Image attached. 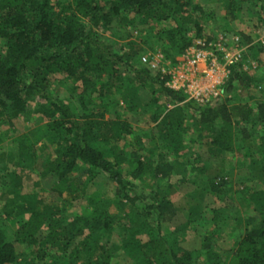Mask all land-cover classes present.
I'll return each mask as SVG.
<instances>
[{
    "label": "trees",
    "instance_id": "obj_1",
    "mask_svg": "<svg viewBox=\"0 0 264 264\" xmlns=\"http://www.w3.org/2000/svg\"><path fill=\"white\" fill-rule=\"evenodd\" d=\"M218 1L226 20L246 5L247 11L261 14L264 23V0ZM207 13L194 0H0V124L29 118L31 113L45 121L52 149L37 172L49 177L60 199L63 192L70 196L48 212L36 209L34 193L20 196L16 189L20 208L28 212L15 216L12 225L0 215V264H113L116 249L108 238L116 217L109 208L128 204L135 210L136 202H143V218L135 232L122 231L120 258L127 264H197L201 249L180 245L184 237L179 234L190 221L163 229L179 211L169 198L159 195L158 181L168 178L176 166L197 163L201 155L188 154L187 161L178 162L167 159L163 149L170 145L177 153L187 148L179 147L180 138L190 129L194 143L207 144L209 155L215 150L233 151L236 143L253 139L257 148L253 159L264 169V98L237 109L233 119L227 105L231 97L223 103L199 104L182 89L170 87L169 74L150 68L141 57L147 47L152 50L154 41L163 54L158 64L175 66L198 38L214 41L215 37L204 35ZM252 47L264 52V40L245 50ZM233 67L220 91L231 90L236 80L245 87L251 84L248 71ZM64 88L71 89L81 112H75L72 96L60 98ZM119 104L132 115L139 109L153 111L150 121L157 132L150 138L162 137L168 143L145 148L136 138L143 154L133 149L131 140L117 152L119 140L136 129L121 117ZM105 111L112 117L104 119ZM16 141L22 164L24 155L34 153V142L27 144L22 136ZM27 164L32 162L23 163ZM143 176L154 178L150 195L134 190L129 180ZM107 180L114 182L119 200L94 201L89 196L90 211L70 213L73 201L89 183ZM202 187L226 201V184L220 177L207 179ZM256 194L253 214L243 220V228L226 248L227 257L221 260L212 235L203 237L209 264H264V184ZM211 213L209 222L218 233L217 228L226 224L225 208L211 207ZM142 233L148 237L145 242L136 237ZM52 255L57 256L53 261L48 259Z\"/></svg>",
    "mask_w": 264,
    "mask_h": 264
},
{
    "label": "rangeland",
    "instance_id": "obj_2",
    "mask_svg": "<svg viewBox=\"0 0 264 264\" xmlns=\"http://www.w3.org/2000/svg\"><path fill=\"white\" fill-rule=\"evenodd\" d=\"M194 2L201 4L204 11L210 12L207 13L208 18L204 22V35L215 37L214 41H219L220 46L214 52L219 64V75L215 77L214 81L212 77H205L204 82L200 83L199 87L194 88L198 91V94L191 97L199 104H213L218 100L223 103L225 97H231V101L227 102V105L229 113L234 119L238 115L237 109L245 105L253 106L257 100L264 98V52L258 53L257 47L245 50V47H250L253 43L263 42L264 23L259 19L263 16L247 11L246 5H241L239 14L226 20L222 18L226 15L225 9L218 0H194ZM251 2L253 3V0ZM102 36L111 39H117L118 37L117 35L111 36L109 33H102ZM240 41L243 44L238 45ZM158 43H161V41H158ZM151 47L152 50L147 47L144 52L142 51L143 54L145 53L148 56L149 53H152L151 57H154V59L163 57L158 44L152 41ZM235 48L242 49L244 58L234 64L233 68L248 71L252 79L251 84L245 87L243 83L236 80L231 90L220 91V87L230 71V66H224L222 55L234 51ZM166 62L168 63L167 60ZM172 67L173 72L169 74L170 78L167 81V84L171 87L182 88V85H187L191 81L193 73H200L199 68L183 67L181 61ZM194 76L197 77V75ZM70 93L71 89L64 88L59 92V96L63 100H68V97L72 96L71 99L77 107L75 112H81L80 107L76 105L74 94L70 95ZM94 102L96 103L95 100ZM118 106L121 117L126 118L131 125H135L136 129L126 139L119 140L115 148L117 152L121 151L123 144L129 140L134 144L133 149L142 154L144 149L140 148L141 145L139 144L149 148L154 144L164 145L168 143L169 139L162 137L157 138V141L151 139L157 132L154 127L155 123L150 121L153 111L139 109L137 111L139 113L132 115L122 110L123 105L119 104ZM98 108L102 110L101 105H98ZM109 117H112V113L105 111L103 118L107 119ZM45 128V121L38 118V114L34 113H31L29 118L15 120L12 124H0V215L6 218L9 225H12L15 216L18 214L26 215L25 213L28 212L20 208V199L15 196L16 189L19 190L20 196L34 193L37 198L36 201H38V203H35L36 209L48 212L51 209L59 208L63 199H70L66 192H63L62 199H60L57 191L51 188L49 183L52 182L49 177L43 178L38 175L37 169L41 168L42 158L52 149V146H50L51 139ZM193 132L194 130L190 129L180 138L182 142L180 141L179 147L188 145L187 148L178 149V152L174 153L170 145H164L163 152L167 159L178 162L187 161V155L194 156L195 153L201 155V159L186 168L176 166L177 170L172 172L168 178L158 181L160 184L158 191L159 195H165L169 198L179 211L173 221L164 224V231L172 230L175 226L189 220L190 224L179 234L180 237H184L180 245L186 250L201 249V253L197 256V264H209L210 260L207 253L202 249L203 237L212 235L213 243L216 245V249L219 250V257H222L221 260L227 257L226 248L233 244L234 237L239 233V229L243 228V220L253 214L255 198L259 197L255 195H257V192L260 194L263 189L264 169L257 166L253 159V154H256L257 151L255 140L247 139L243 145L236 143L233 151L219 153L218 150H215L213 155H209L210 150L207 149V144L203 142L194 143ZM21 136L26 138L27 144L34 142L32 146L34 147L32 148L34 153L24 155L22 164L18 155L19 145L16 141V138ZM136 138L139 139V144L134 141ZM27 162H32V164L23 165ZM204 166L206 168L201 171L200 167ZM215 177H220L226 184L224 194L227 197L226 201L223 196L217 199L216 196L207 194L206 189L202 187L207 179ZM151 179L154 178L147 176L136 179L129 178L133 189L144 195H150L153 187ZM114 185L111 180L96 182L95 184L89 183L73 201L72 206L69 208L70 213L78 215L90 211L89 196L93 197L94 201L99 197L119 200V197L115 195ZM199 185L201 187H198ZM148 199L149 197L146 198V200ZM141 203L136 202V205H134L135 210H132L128 204L121 209H116L113 206L109 208V212L116 217L112 223L115 229L108 238V241L114 243L116 249L113 264H127L124 259L120 258L122 252L119 249V243L125 237L122 231L129 228V230L135 232L138 229L139 221L143 218V214L140 213L142 210ZM219 205L225 208V215L227 216L225 217L226 224L218 227L219 231L216 233L213 224L209 221L212 216L211 207ZM136 237L142 242L148 239L147 235L143 233L138 234ZM217 245L219 248H217ZM56 258V255H52L48 259L53 261Z\"/></svg>",
    "mask_w": 264,
    "mask_h": 264
},
{
    "label": "built area",
    "instance_id": "obj_3",
    "mask_svg": "<svg viewBox=\"0 0 264 264\" xmlns=\"http://www.w3.org/2000/svg\"><path fill=\"white\" fill-rule=\"evenodd\" d=\"M219 46V41H206L203 38H198L191 46H189L182 54L181 65L192 69L199 68L200 73H193L194 75H197V77L193 75L191 81H189L187 85H182V88L177 86L172 88L182 89L187 94V98L192 99L193 97L191 96L198 94V91L194 88L204 82L205 77H212L214 81L215 77L219 75V64L214 55V52L217 48H219ZM241 53V48H235L232 52L224 53L222 55V62L224 66H232L239 62L242 56ZM160 59L161 58L158 57L157 59L152 57L149 60L148 56L141 57L142 62L148 63L150 68L155 70L159 69L163 73L171 74L173 72V67L167 64L159 65L158 62Z\"/></svg>",
    "mask_w": 264,
    "mask_h": 264
}]
</instances>
